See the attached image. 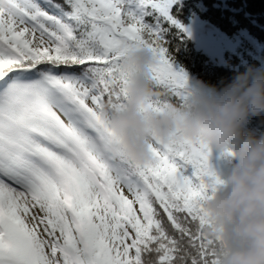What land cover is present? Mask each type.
I'll use <instances>...</instances> for the list:
<instances>
[{
    "label": "snow or ice",
    "instance_id": "1",
    "mask_svg": "<svg viewBox=\"0 0 264 264\" xmlns=\"http://www.w3.org/2000/svg\"><path fill=\"white\" fill-rule=\"evenodd\" d=\"M175 0H0V264H218L200 201L223 183L203 141L151 138V162L114 148L119 61L150 49L147 105L187 104L165 25Z\"/></svg>",
    "mask_w": 264,
    "mask_h": 264
},
{
    "label": "clouds",
    "instance_id": "2",
    "mask_svg": "<svg viewBox=\"0 0 264 264\" xmlns=\"http://www.w3.org/2000/svg\"><path fill=\"white\" fill-rule=\"evenodd\" d=\"M153 52L133 48L119 61L117 73L128 83L123 110L105 114L114 148L137 164L151 162V138L185 137L203 141L232 157L221 174L223 183L200 201L207 223L205 236L223 244L218 264H264V131L247 128L253 118L264 119V68H247L223 87H190L187 104L147 107L165 93L154 90L148 69Z\"/></svg>",
    "mask_w": 264,
    "mask_h": 264
},
{
    "label": "trees",
    "instance_id": "3",
    "mask_svg": "<svg viewBox=\"0 0 264 264\" xmlns=\"http://www.w3.org/2000/svg\"><path fill=\"white\" fill-rule=\"evenodd\" d=\"M171 14L183 27L197 17L210 23L228 37L248 35L253 42L264 47V0H175ZM168 55L174 65L184 70L195 84L205 89L221 88L230 82L237 73L247 68H259L258 63L246 57L245 64L233 57L224 65H217L207 55L197 50L183 31L175 26L165 25ZM246 42V41H245ZM247 49L251 47L245 44ZM247 128L257 133L264 131V119L253 118ZM230 159H220L228 167Z\"/></svg>",
    "mask_w": 264,
    "mask_h": 264
},
{
    "label": "rangeland",
    "instance_id": "4",
    "mask_svg": "<svg viewBox=\"0 0 264 264\" xmlns=\"http://www.w3.org/2000/svg\"><path fill=\"white\" fill-rule=\"evenodd\" d=\"M181 1V0H179ZM207 22L201 21L199 18H192L187 26H184L185 35L193 41L195 48L203 52L207 57L217 65H224L228 60L233 57L238 58L241 64H245L246 57L255 60L259 68H264V47L254 44L258 47L255 51L252 48L247 49L245 47L246 39H251L248 35L240 32L241 34L228 37L225 34L218 31L217 35H210L207 38L197 34L196 29ZM187 83L190 87L197 86L195 82L187 76ZM210 163L213 165L215 170L221 175L227 168L225 164H221L220 158L217 154H214Z\"/></svg>",
    "mask_w": 264,
    "mask_h": 264
},
{
    "label": "water",
    "instance_id": "5",
    "mask_svg": "<svg viewBox=\"0 0 264 264\" xmlns=\"http://www.w3.org/2000/svg\"><path fill=\"white\" fill-rule=\"evenodd\" d=\"M197 34L201 35L204 38L209 37L210 35H217L218 30L211 25L210 23H205L204 25L198 27L196 29ZM247 44L255 51L258 50V47L254 44L252 39H247L246 40Z\"/></svg>",
    "mask_w": 264,
    "mask_h": 264
}]
</instances>
